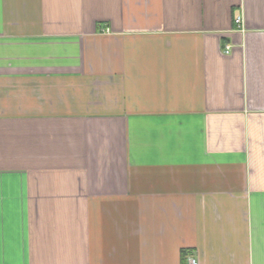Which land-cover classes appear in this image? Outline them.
Returning a JSON list of instances; mask_svg holds the SVG:
<instances>
[{"label": "crops", "instance_id": "obj_1", "mask_svg": "<svg viewBox=\"0 0 264 264\" xmlns=\"http://www.w3.org/2000/svg\"><path fill=\"white\" fill-rule=\"evenodd\" d=\"M191 258L264 264V0H0V264Z\"/></svg>", "mask_w": 264, "mask_h": 264}, {"label": "built area", "instance_id": "obj_2", "mask_svg": "<svg viewBox=\"0 0 264 264\" xmlns=\"http://www.w3.org/2000/svg\"><path fill=\"white\" fill-rule=\"evenodd\" d=\"M234 22H235L236 25H240L241 22H242L241 17H240V16H237V17L235 18ZM105 30H106L107 32L109 31L108 28L105 29ZM229 51H230V46L227 45V46H226V52H229ZM189 261H190V264H196V263H197L195 259H190Z\"/></svg>", "mask_w": 264, "mask_h": 264}, {"label": "rangeland", "instance_id": "obj_3", "mask_svg": "<svg viewBox=\"0 0 264 264\" xmlns=\"http://www.w3.org/2000/svg\"><path fill=\"white\" fill-rule=\"evenodd\" d=\"M191 259H194V258H191Z\"/></svg>", "mask_w": 264, "mask_h": 264}]
</instances>
